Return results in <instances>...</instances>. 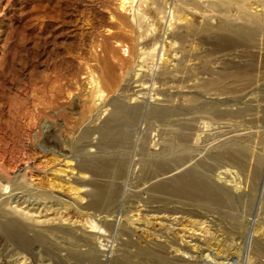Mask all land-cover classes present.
I'll use <instances>...</instances> for the list:
<instances>
[{"label":"rangeland","instance_id":"374dc122","mask_svg":"<svg viewBox=\"0 0 264 264\" xmlns=\"http://www.w3.org/2000/svg\"><path fill=\"white\" fill-rule=\"evenodd\" d=\"M0 264H264V0H0Z\"/></svg>","mask_w":264,"mask_h":264},{"label":"bare ground","instance_id":"6f19581e","mask_svg":"<svg viewBox=\"0 0 264 264\" xmlns=\"http://www.w3.org/2000/svg\"><path fill=\"white\" fill-rule=\"evenodd\" d=\"M117 36V35H116Z\"/></svg>","mask_w":264,"mask_h":264}]
</instances>
